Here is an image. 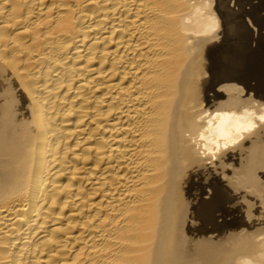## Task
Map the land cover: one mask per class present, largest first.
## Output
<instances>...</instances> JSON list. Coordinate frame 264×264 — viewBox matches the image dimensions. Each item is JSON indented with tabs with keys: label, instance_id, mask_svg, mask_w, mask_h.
I'll return each instance as SVG.
<instances>
[{
	"label": "bare ground",
	"instance_id": "bare-ground-1",
	"mask_svg": "<svg viewBox=\"0 0 264 264\" xmlns=\"http://www.w3.org/2000/svg\"><path fill=\"white\" fill-rule=\"evenodd\" d=\"M0 264H264V0H0Z\"/></svg>",
	"mask_w": 264,
	"mask_h": 264
}]
</instances>
